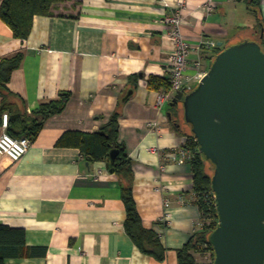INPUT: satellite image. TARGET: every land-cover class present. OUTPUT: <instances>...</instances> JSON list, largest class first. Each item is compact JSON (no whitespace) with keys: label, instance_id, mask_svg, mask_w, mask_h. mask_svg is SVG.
<instances>
[{"label":"crops","instance_id":"0c3cea01","mask_svg":"<svg viewBox=\"0 0 264 264\" xmlns=\"http://www.w3.org/2000/svg\"><path fill=\"white\" fill-rule=\"evenodd\" d=\"M207 1L70 0L57 4L50 16L36 17L27 40L15 38L0 19V62L23 54L8 88L23 100L27 116L70 95L64 109L44 121L20 161L0 157V224L24 229L28 247L47 250L45 257L6 264H179L178 251L201 230L202 217L190 160L178 156L189 126L181 107H170L173 100L158 104L175 50L167 18L181 9L182 32L191 44L200 38L217 44L218 49L190 53V89L218 51L244 40L264 47V0H214L212 7ZM1 104L0 95V134L23 124L16 114L2 113ZM115 113L137 210L143 227L157 233L163 261L140 250L126 230L121 176L104 160L89 162L79 147L57 145L66 133H99Z\"/></svg>","mask_w":264,"mask_h":264},{"label":"water","instance_id":"95a60500","mask_svg":"<svg viewBox=\"0 0 264 264\" xmlns=\"http://www.w3.org/2000/svg\"><path fill=\"white\" fill-rule=\"evenodd\" d=\"M170 107H181L199 152L214 165L212 187L219 216L210 236L214 264H264L262 44L244 40L224 49L198 85L177 93ZM168 116L181 129L173 113ZM118 153L111 151L110 162ZM110 162L107 169L113 173Z\"/></svg>","mask_w":264,"mask_h":264},{"label":"trees","instance_id":"16d2710c","mask_svg":"<svg viewBox=\"0 0 264 264\" xmlns=\"http://www.w3.org/2000/svg\"><path fill=\"white\" fill-rule=\"evenodd\" d=\"M66 1L68 0H3L0 7V19L9 26L15 38L27 40L32 32L34 19L38 16H50L57 4ZM254 2L257 3L258 1L254 0ZM259 26L263 27L260 20ZM222 51H218L216 57ZM22 60L23 54L18 53L0 62L1 111L2 113L9 111L18 115V118L23 123L21 126H9L8 132L11 136L16 138L31 137L34 139L40 132L44 121L64 109L70 95L67 93L61 94L58 100L43 104L35 112V117H28L23 107V100L13 94L8 88L11 75L14 70L19 68ZM153 82L154 79L150 83ZM169 88L170 82L162 83L159 90ZM118 132V113H115L109 124L99 133H66L57 145L79 147L86 158H91L95 161L104 160L106 162H110L112 150H119L115 161L110 162V165L114 172H117L123 180V200L127 211L126 230L140 250L163 261L165 249L157 233L153 229H145L143 227L138 213L132 192V166L124 147L117 142ZM187 135L188 138L184 148L192 152L189 162L193 172L195 202L201 211L202 228L178 251L179 264H199L198 256L202 253H209L212 257V264H214L215 252L210 236L217 228L219 221L212 187L214 165L199 152L198 144L193 134L188 133ZM46 253V248H30L27 246L26 231L24 229L11 228L8 225L0 224V264H6L7 261L12 259L45 257Z\"/></svg>","mask_w":264,"mask_h":264},{"label":"built area","instance_id":"2783aa9c","mask_svg":"<svg viewBox=\"0 0 264 264\" xmlns=\"http://www.w3.org/2000/svg\"><path fill=\"white\" fill-rule=\"evenodd\" d=\"M214 0H208L207 6L212 7ZM167 23L171 26V30L167 34V37L173 42L174 52L170 57V88L162 89L159 92L158 104L164 105L168 101H172L177 93L181 91H189V79L186 75L189 69V56L193 50L202 51L204 48L212 49L217 48V44L214 41L200 38L197 45L191 44L190 39L182 32V25L184 23V17L182 10L180 9L174 15L167 18ZM201 67L200 61L195 63V68ZM205 74L198 72L196 78L201 80ZM3 128L7 129L9 125V115L3 116ZM34 144V139L31 137L16 138L11 136L8 132L4 131L0 134V157L3 155L8 156L14 162L20 161L31 149ZM178 156H188L191 158L192 152L182 148L178 151ZM161 191L167 190L164 185L160 186ZM215 198V197H214ZM166 205L169 202L166 201Z\"/></svg>","mask_w":264,"mask_h":264},{"label":"rangeland","instance_id":"374dc122","mask_svg":"<svg viewBox=\"0 0 264 264\" xmlns=\"http://www.w3.org/2000/svg\"><path fill=\"white\" fill-rule=\"evenodd\" d=\"M68 1H70V0H68ZM68 1H66V2H68ZM66 2H63V3H66ZM212 262H213L212 257L209 253L199 254V256H198V263L199 264H212Z\"/></svg>","mask_w":264,"mask_h":264}]
</instances>
